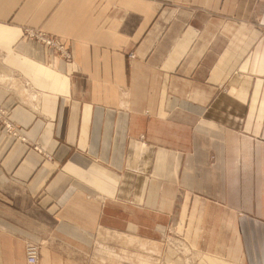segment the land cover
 I'll use <instances>...</instances> for the list:
<instances>
[{"label": "crops", "instance_id": "1", "mask_svg": "<svg viewBox=\"0 0 264 264\" xmlns=\"http://www.w3.org/2000/svg\"><path fill=\"white\" fill-rule=\"evenodd\" d=\"M0 106V264L167 230L264 264V0H0Z\"/></svg>", "mask_w": 264, "mask_h": 264}, {"label": "rangeland", "instance_id": "2", "mask_svg": "<svg viewBox=\"0 0 264 264\" xmlns=\"http://www.w3.org/2000/svg\"><path fill=\"white\" fill-rule=\"evenodd\" d=\"M32 39L41 43L35 38ZM42 45L52 49L45 44ZM59 56L63 59H70L64 58L60 54ZM0 129L15 140H24L19 135L20 129L10 121L9 111L2 106H0ZM28 243L36 245L39 250V246L32 242H27L25 246ZM188 244L186 240L184 241L183 238L170 230L160 234L157 239L151 240L125 234H110L101 244L104 251H100V249L98 251L100 247L95 244L88 255L81 258L80 261L82 264H195L198 256L191 251ZM100 254L104 256L103 259Z\"/></svg>", "mask_w": 264, "mask_h": 264}, {"label": "built area", "instance_id": "3", "mask_svg": "<svg viewBox=\"0 0 264 264\" xmlns=\"http://www.w3.org/2000/svg\"><path fill=\"white\" fill-rule=\"evenodd\" d=\"M27 36L35 38L42 44L51 47L55 52L62 55L64 58H70V55L67 53L66 49L56 39L38 32L27 33ZM25 259L26 264H38V248L36 245L28 243V245L25 246Z\"/></svg>", "mask_w": 264, "mask_h": 264}, {"label": "bare ground", "instance_id": "4", "mask_svg": "<svg viewBox=\"0 0 264 264\" xmlns=\"http://www.w3.org/2000/svg\"><path fill=\"white\" fill-rule=\"evenodd\" d=\"M186 250H187V248H186ZM97 251V250H96ZM100 251H104V248H100ZM188 251V250H187ZM213 262V261H212ZM188 264H190V263H188Z\"/></svg>", "mask_w": 264, "mask_h": 264}]
</instances>
